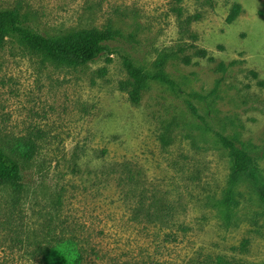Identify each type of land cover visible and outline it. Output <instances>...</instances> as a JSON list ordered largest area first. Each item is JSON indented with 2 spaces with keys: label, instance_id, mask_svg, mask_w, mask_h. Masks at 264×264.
<instances>
[{
  "label": "rangeland",
  "instance_id": "1",
  "mask_svg": "<svg viewBox=\"0 0 264 264\" xmlns=\"http://www.w3.org/2000/svg\"><path fill=\"white\" fill-rule=\"evenodd\" d=\"M234 4L241 13L228 24ZM0 9L49 38L117 37L111 63L103 54L86 65L15 35L0 42V148L21 163L26 189L20 198L0 189V264L32 255L20 240L35 242L45 225L84 246L83 264H264V203L242 181L227 204L231 160L217 138L264 170V0H0ZM193 43L214 61L190 48L184 64L176 53ZM173 52L162 71L177 87L153 81L132 104L123 58L154 73ZM16 147L33 151L23 158Z\"/></svg>",
  "mask_w": 264,
  "mask_h": 264
},
{
  "label": "trees",
  "instance_id": "2",
  "mask_svg": "<svg viewBox=\"0 0 264 264\" xmlns=\"http://www.w3.org/2000/svg\"><path fill=\"white\" fill-rule=\"evenodd\" d=\"M240 13L241 6L234 4L226 18V22L228 24L233 23ZM200 18L201 16L198 14L188 18L187 25ZM12 35L17 36L31 50L47 54L56 61L72 65L92 63L103 54L109 55L107 63H111L112 51L110 50V44L117 38L112 32L99 29L82 31L57 39L49 38L26 28L17 12L0 9V42ZM197 38L195 35L191 36L194 42L197 41ZM190 48L194 49L193 56L214 61V58L206 50L198 48L193 43L181 46L176 53L180 55V59L184 64L189 65L192 63V56L186 54ZM173 54L175 55L174 52L172 54H163L155 63L158 70L154 73L137 67L129 56L123 58L128 80L121 84L120 89L128 95L129 101L132 104L140 102L142 93L147 90L153 81L169 85L173 88L177 87V83L162 71L163 63ZM100 75L105 77L107 70L105 68L101 70ZM252 75L254 78H258L257 73L252 72ZM258 85L264 87V80L259 81ZM192 110L196 112L194 108ZM217 138L220 144L228 151L231 160V173L226 193L227 204L233 205L236 202V189L242 181L247 182L259 200L264 203V170L260 168L252 155L247 150L239 147L234 140L222 134H217ZM12 151H19L23 158H29L33 148L31 147L27 151H22L21 148L16 147L14 150L12 148ZM1 188L11 190L19 198L21 194L26 193L24 170L21 163L3 148H0ZM48 227H50L48 230H46V225L41 229L46 231V234L35 242H30V237L26 240H20V244H26V247L33 246V254L26 259L22 258L21 264H83V262H87L84 256V246H80L73 236L64 237L57 231V227L56 229L50 225ZM22 228V226L19 227L18 233L29 236L30 233Z\"/></svg>",
  "mask_w": 264,
  "mask_h": 264
}]
</instances>
